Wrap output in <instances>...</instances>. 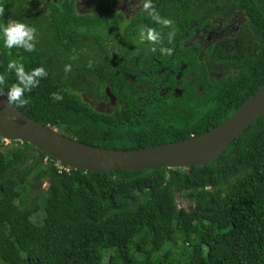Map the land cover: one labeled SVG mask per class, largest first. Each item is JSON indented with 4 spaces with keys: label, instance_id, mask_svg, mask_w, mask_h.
I'll list each match as a JSON object with an SVG mask.
<instances>
[{
    "label": "trees",
    "instance_id": "obj_1",
    "mask_svg": "<svg viewBox=\"0 0 264 264\" xmlns=\"http://www.w3.org/2000/svg\"><path fill=\"white\" fill-rule=\"evenodd\" d=\"M47 1L49 10L30 5ZM115 2L98 0L88 13L76 0H0V25L32 20L40 30L33 52L8 49L0 37L1 93L16 81L7 71L10 60L26 71L43 65L48 75L25 92L29 102L14 106L78 142L126 151L205 133L264 85V0H150L180 29L152 55L166 46L172 51L145 68L147 89L118 77L116 106L111 113L98 111L90 102L98 101L104 86L92 73L108 61L97 67L82 58L84 49L115 47L123 53L136 47L133 26L139 22L151 30L170 29L142 13L121 30ZM233 12L243 17L238 30L204 54L198 38L186 43L209 19H229ZM186 23L194 26L184 36ZM110 35L115 46L107 44ZM55 47L63 49V65L49 62ZM116 65L112 72L126 70L120 61ZM83 74L90 76L82 80ZM54 91L63 99L54 101ZM11 143L4 146L0 136L2 264H264V116L213 162L187 169L59 173L54 159L25 142ZM42 179L47 190L37 184ZM41 209L37 223L32 218Z\"/></svg>",
    "mask_w": 264,
    "mask_h": 264
},
{
    "label": "water",
    "instance_id": "obj_2",
    "mask_svg": "<svg viewBox=\"0 0 264 264\" xmlns=\"http://www.w3.org/2000/svg\"><path fill=\"white\" fill-rule=\"evenodd\" d=\"M262 116L264 85L221 124L205 133L155 147L117 151L78 142L43 126L0 96V136L4 140L25 142L61 165L89 173L204 166L217 159Z\"/></svg>",
    "mask_w": 264,
    "mask_h": 264
},
{
    "label": "flooded vegetation",
    "instance_id": "obj_3",
    "mask_svg": "<svg viewBox=\"0 0 264 264\" xmlns=\"http://www.w3.org/2000/svg\"><path fill=\"white\" fill-rule=\"evenodd\" d=\"M98 0H76V6L79 8L82 12H92V7L94 3H96ZM50 2H42L41 4L39 3H32L30 5H37L40 6L41 8H44L45 10L50 9ZM57 3V2H54ZM161 3V2H157ZM116 12L121 15L119 17V24L121 30L125 29L126 25L134 20L137 16H139L142 13H145L147 15H150L149 9H146L144 7L145 2H141L139 0H117V2L114 3ZM160 10V8H157V11ZM29 17V16H28ZM30 18V17H29ZM239 19V20H237ZM243 20L242 14L239 12H233L232 16L229 17V19L222 18L219 16H216L213 19H209L203 26L202 28L198 30H193V37L191 40H189L186 43H189L191 46L194 44V40L198 38L197 43L201 47V51L204 54V51L210 47L211 45H216L218 42L227 36L230 32H236L238 30V26L236 22ZM35 28V33L38 34L39 36V29L36 24L30 20V24H28ZM194 24L186 23L184 29H182V32H184V36L188 35V31H190L193 28ZM144 31L143 33L146 34V32L151 29L150 27L147 26L145 22H139L138 24L133 26V30H135V38L139 36L140 29ZM169 30H165L164 27L161 28L160 30H153L154 32L161 34H170L171 37L174 38V35H177L180 32L179 27L177 24L172 23L169 26ZM157 47V46H156ZM156 47L151 50L148 54H141L140 49L133 47L131 49L125 50L123 53L119 48L115 47H106L105 49H89L86 48L84 49V55L87 54L86 56H83L82 58H86L87 61L95 62L97 67H100V64H103V60L107 59V65L104 69H99L95 70L93 69V76L96 77L101 84L104 86L103 90L100 91L99 93V98L96 103L90 102V105L93 106L95 109L102 113H111L112 109L114 106H116L117 103V97L114 94L115 92L119 93L116 91V86L118 80V77H122L123 75L126 77V80L129 84H134V85H142L145 89H147V85H145V68H148L150 65H153L154 62H161V57L162 54L164 56H168V53H161L159 56L154 57L152 55V51L156 49ZM166 48H169L166 46ZM49 48V51L54 53V57L49 58V62L51 61L52 63L55 62L56 64L61 63L63 65V49L61 48ZM100 52L102 55H99L98 52ZM135 60L137 62L136 64H132L131 61ZM117 61H120L121 64L126 67L127 69H131L130 73L128 75L120 69H113L110 68H115ZM99 62V63H97ZM110 67V68H109ZM53 69V68H52ZM162 72L161 70H158V74ZM59 76L63 77V68H60V74ZM87 76L89 77L90 75L88 74H83L81 79L85 80L87 79ZM115 91V92H114ZM169 89L165 88V92H168ZM173 94L174 93H180L178 89H173L172 90ZM84 96V95H82Z\"/></svg>",
    "mask_w": 264,
    "mask_h": 264
},
{
    "label": "clouds",
    "instance_id": "obj_4",
    "mask_svg": "<svg viewBox=\"0 0 264 264\" xmlns=\"http://www.w3.org/2000/svg\"><path fill=\"white\" fill-rule=\"evenodd\" d=\"M146 9H149L152 20L156 23L163 25H171V19L163 18L159 12L150 7V0H146L144 5ZM4 9L0 7V14H3ZM143 36L150 41L158 40V33L149 29L146 34L142 33ZM0 37L3 39L4 45L8 49L22 48L26 52H33L36 48L35 43V28L25 24L21 21H10L7 24L0 25ZM163 53L170 54L171 48H162ZM7 71L14 73L16 81L8 88L7 93H0V96L4 97V102L8 105L15 104H27L28 98L24 95L25 92H30L36 88L41 78L48 75V70L43 66H37L32 68L30 71H26L22 63H18L17 60H10L7 63ZM5 81V76L0 73V84ZM54 101L63 99L62 94L59 91L51 93Z\"/></svg>",
    "mask_w": 264,
    "mask_h": 264
},
{
    "label": "rangeland",
    "instance_id": "obj_5",
    "mask_svg": "<svg viewBox=\"0 0 264 264\" xmlns=\"http://www.w3.org/2000/svg\"><path fill=\"white\" fill-rule=\"evenodd\" d=\"M140 29V28H139ZM144 31H142L140 29L139 32V36H137L136 39V48L140 49L141 54H148L151 50H153L156 46L158 47L159 45H162L163 42L168 41V42H172L173 37L170 36V34L166 35L163 34V36L161 34L158 35V40L157 41H150L146 38V36H143L142 33ZM112 37V35H110L107 38V44L108 46H115L117 44V42L114 40V38H110ZM138 87V86H137ZM3 143L4 146H8L10 147L12 145L11 141H7L3 139ZM45 163V162H44ZM38 186H40L42 189L47 190V182L45 180H39L37 182ZM49 197V196H48ZM12 200H14V196L12 195L11 197ZM15 201V200H14ZM177 204L181 207H184L186 209H190V206L188 203H186L185 201L181 200V199H177ZM43 217V211L42 209L39 211L37 218L38 219H34L32 218L33 221H36L37 223H40L41 218ZM2 264V263H0Z\"/></svg>",
    "mask_w": 264,
    "mask_h": 264
},
{
    "label": "built area",
    "instance_id": "obj_6",
    "mask_svg": "<svg viewBox=\"0 0 264 264\" xmlns=\"http://www.w3.org/2000/svg\"><path fill=\"white\" fill-rule=\"evenodd\" d=\"M47 159H45V162H46ZM56 167H57V170L59 173H62L63 171L65 172H69L70 168L69 167H66L64 165H61L59 163H56Z\"/></svg>",
    "mask_w": 264,
    "mask_h": 264
}]
</instances>
